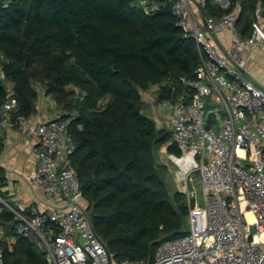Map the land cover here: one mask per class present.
I'll list each match as a JSON object with an SVG mask.
<instances>
[{"label":"trees","instance_id":"1","mask_svg":"<svg viewBox=\"0 0 264 264\" xmlns=\"http://www.w3.org/2000/svg\"><path fill=\"white\" fill-rule=\"evenodd\" d=\"M146 12L142 0H0V106L13 118L35 115L41 91L69 119L70 155L87 213L115 261L149 260L163 240L189 231L187 195L171 189L158 145L179 156L171 131L142 112L138 88L158 84L159 96L195 77L200 56L172 12L175 0ZM236 26L250 33L264 18V0H240ZM206 0L204 16L220 15ZM6 180L0 168V193ZM0 240L3 264H46L34 237Z\"/></svg>","mask_w":264,"mask_h":264},{"label":"built area","instance_id":"2","mask_svg":"<svg viewBox=\"0 0 264 264\" xmlns=\"http://www.w3.org/2000/svg\"><path fill=\"white\" fill-rule=\"evenodd\" d=\"M215 2L228 10L203 16L202 25L190 0L172 6L176 24L198 47L195 77L180 76L182 87L173 85L166 97L159 96L158 84L138 88L142 109L148 107L149 116L170 129V142L181 151L168 156L184 174L198 172L203 207L197 191L180 190L190 207L189 231L160 242L150 260L115 261L111 253V264H264V88L250 78L249 67L255 49L264 55V23L259 16L243 34L236 26L240 0ZM142 3L146 12L159 7ZM205 3L196 0L195 7L202 10ZM220 31L231 35L221 50L213 43ZM255 64L264 75V64ZM68 127L69 119L59 115L13 118L8 106H0V135L16 128L30 141L34 164L22 178L41 189L45 202L44 209L26 212L0 193V211L13 213L14 233L34 237L46 264H108L107 244L87 213L71 165L74 142ZM186 154L192 164L183 171L176 159ZM13 238L0 222V240Z\"/></svg>","mask_w":264,"mask_h":264},{"label":"crops","instance_id":"3","mask_svg":"<svg viewBox=\"0 0 264 264\" xmlns=\"http://www.w3.org/2000/svg\"><path fill=\"white\" fill-rule=\"evenodd\" d=\"M195 1L190 0L191 7L199 23L202 25L204 14L202 10L195 7ZM260 18L264 23V18L261 16ZM230 38L229 31H220L213 38V43L221 50L230 41ZM253 54L254 59L249 63L252 71L250 78L264 88V75L255 64V61H258L263 65L264 55L258 49H255ZM48 101H51L52 104L49 105ZM36 107L37 111L34 116L38 120L54 118L60 115L61 112L52 99L42 91ZM166 150L168 151L167 148ZM33 164V157L30 153V141L16 128L9 129L5 134L0 135V168L6 180V185L1 189L4 192L5 198L10 203L14 204L17 202L20 208L25 209L26 212L45 208L41 189L22 178L24 172L32 170Z\"/></svg>","mask_w":264,"mask_h":264},{"label":"rangeland","instance_id":"4","mask_svg":"<svg viewBox=\"0 0 264 264\" xmlns=\"http://www.w3.org/2000/svg\"><path fill=\"white\" fill-rule=\"evenodd\" d=\"M151 92H154L153 96H155L156 95L155 93H157V88L152 87ZM48 104L51 105L52 102L48 101ZM142 112L147 116L150 115V110L148 109V107L142 109ZM166 148H167V144L158 145L155 151V156L158 162L165 163L168 167V171L165 173V175L166 178L168 179V183L171 186V189L176 188L178 190H185L186 192L187 190L189 191V189H194L195 191H197L198 206L199 208H202L203 201H202V192L199 188L198 172L193 171L188 175L184 174L180 170L178 165L175 162H173V160L168 156L169 152L166 150ZM187 226L189 229L190 228L189 218L187 219Z\"/></svg>","mask_w":264,"mask_h":264},{"label":"bare ground","instance_id":"5","mask_svg":"<svg viewBox=\"0 0 264 264\" xmlns=\"http://www.w3.org/2000/svg\"><path fill=\"white\" fill-rule=\"evenodd\" d=\"M177 163L181 165V168H183V171H186V169L192 164L191 156L189 154L184 155L182 159H176ZM183 178V177H182ZM179 179V178H178ZM196 216H198V213H194ZM249 219H251V214L247 213Z\"/></svg>","mask_w":264,"mask_h":264},{"label":"water","instance_id":"6","mask_svg":"<svg viewBox=\"0 0 264 264\" xmlns=\"http://www.w3.org/2000/svg\"><path fill=\"white\" fill-rule=\"evenodd\" d=\"M254 230V227H252V231ZM107 253H108V257H109V261L108 264H111V251L109 250V248L107 247ZM151 259V256L149 257V260Z\"/></svg>","mask_w":264,"mask_h":264}]
</instances>
